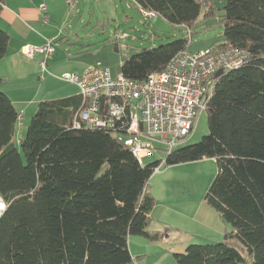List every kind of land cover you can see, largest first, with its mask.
<instances>
[{
  "label": "trees",
  "instance_id": "trees-1",
  "mask_svg": "<svg viewBox=\"0 0 264 264\" xmlns=\"http://www.w3.org/2000/svg\"><path fill=\"white\" fill-rule=\"evenodd\" d=\"M221 1L217 8L215 0H132L138 10L187 29L190 39L194 25L217 18L225 42L209 49L249 53L239 68L214 78L205 103L208 133L162 162L139 163L116 136L122 122L114 130L74 127L84 106L79 93L39 101L15 142L19 113L0 89V195L7 205L0 216V264H135L129 236L166 234L146 230L155 204L148 180L161 163L202 159L216 164L203 199L231 229L221 241L187 245L174 254L177 264H264V0ZM190 39L186 33L143 48L122 61L119 74L144 80ZM8 42L0 29V59Z\"/></svg>",
  "mask_w": 264,
  "mask_h": 264
},
{
  "label": "rangeland",
  "instance_id": "rangeland-1",
  "mask_svg": "<svg viewBox=\"0 0 264 264\" xmlns=\"http://www.w3.org/2000/svg\"><path fill=\"white\" fill-rule=\"evenodd\" d=\"M55 3L57 6H54L53 9L56 10L57 15L61 13L63 6L67 12L71 13L68 22L65 24V29L66 27L69 29L64 31L65 38L70 39L74 36L77 38L73 42L74 46L71 43L60 45V40L57 42L58 46L53 45L55 52L49 56L48 64L52 65L53 62L50 61L55 57L62 63L55 69L52 68L54 70L47 66L48 72L45 75L43 73V75L44 77L48 76L47 80L50 82L37 96L38 100L34 109L31 108V112L25 115L28 118L24 117L23 126H19L16 130L15 142L24 137L28 121L43 97L55 99L75 93L74 84L59 79L62 73L66 71L79 73L87 66L99 61L109 68L112 76H116L119 74L122 61L130 55L139 53L143 48L156 47L174 39L186 37L187 29L174 26L161 16L145 19L131 0H79L76 10H70L66 3L59 6L57 0ZM214 3L217 8L224 4L220 0H215ZM220 15L221 11L216 10V17ZM123 32L127 34L124 39L116 40L112 37L115 33ZM68 33L70 34L68 35ZM223 39L221 26L217 18H213L192 27V38L187 49L193 52H204L211 45ZM117 41L125 44L126 49L115 51ZM209 85L212 87L214 80H211ZM45 91L47 93L43 96ZM17 95H20L19 98H25L23 92H17ZM206 121V112L202 111L195 120L194 129L190 135L177 142L172 150L197 143L202 136L208 133ZM154 146L157 149L152 150L149 156L143 158L142 164L146 165L154 161L162 162L164 160L167 154L164 145L154 143ZM106 168L107 163H104L98 173H102ZM215 173L214 159H202L172 166H164L161 163L158 170L152 174L147 182L146 191L155 195L152 197L160 204H168L170 209L164 210V216L172 220L175 234H179L183 239L188 240L195 235L192 230L198 228L191 226L193 223L199 224L198 220L206 221L211 217L199 209L201 204H205L203 197ZM154 218L156 219L155 216ZM207 221H209L211 230L212 227L219 229V231H224V227L228 231L231 228L220 220H218V225L211 220ZM165 231L167 234V230L163 232ZM209 231V229L197 230L201 238H205ZM246 259L249 263L251 262L250 256H247Z\"/></svg>",
  "mask_w": 264,
  "mask_h": 264
},
{
  "label": "built area",
  "instance_id": "built-area-1",
  "mask_svg": "<svg viewBox=\"0 0 264 264\" xmlns=\"http://www.w3.org/2000/svg\"><path fill=\"white\" fill-rule=\"evenodd\" d=\"M71 10L77 8L79 0H65ZM45 10L44 5L40 6ZM145 19L157 14L139 8ZM190 39V32L186 30ZM116 40L127 37L126 33H115ZM57 41L47 40L41 46L25 45L22 53L32 59L41 54L40 67L46 69V58L54 51ZM118 49L125 46L118 42ZM249 57L246 50L227 47L193 52L184 49L175 54L165 68L149 74L146 79L135 81L118 74L112 76L108 67L99 61L81 72L64 73L60 79L74 84L82 96L84 106L73 121L74 127H101L114 130L122 122L123 133L117 138L129 148L139 163L157 149L154 143L164 145L167 154L179 141L184 140L194 129L198 115L205 111V103L211 96L215 73L239 68ZM21 125V115L18 126ZM166 154V155H167ZM156 169L155 171H157ZM0 195V216L6 209Z\"/></svg>",
  "mask_w": 264,
  "mask_h": 264
},
{
  "label": "crops",
  "instance_id": "crops-1",
  "mask_svg": "<svg viewBox=\"0 0 264 264\" xmlns=\"http://www.w3.org/2000/svg\"><path fill=\"white\" fill-rule=\"evenodd\" d=\"M57 1L59 6H63L66 3L65 0ZM41 5H44V11L40 9ZM54 6H57L55 0H3L0 12V29L8 34L9 42L4 57L0 59V89L11 99L14 108L19 115H21L20 126L24 124V117L28 118V116L25 115L31 112V108L34 109L40 91L50 82L47 80L48 76L44 77L48 71L43 75V71L39 64L42 55L35 54L32 59H29L23 55L22 47L25 45L41 46L47 40H53V42H58L60 40V45L71 43V45L74 46L73 42L77 38L76 36L70 39L65 38L64 31L69 30L67 27L65 29V24L68 22L71 13L67 12L63 6V10L57 15L56 10L53 9ZM69 34L70 33H68V35ZM224 42L225 40L223 39L215 44ZM121 44L125 46V44ZM115 47L118 48L116 45ZM117 51H119V49H117ZM54 52L55 49L53 53ZM49 56L46 58V69L47 66H50L51 69H55V67L62 63V61L60 62L57 57H55L50 61L53 62L52 65H49ZM41 72L42 74H40ZM64 73L70 72L66 71ZM17 92L25 93V98H19L20 95H17ZM46 93L47 91L43 93V96H45ZM77 93L78 90L76 87L75 93L72 94ZM45 99L46 98L43 97L41 100ZM18 127L19 126H17V129ZM148 193L150 195L152 194L151 192ZM151 196L155 197L153 194ZM165 209H170L168 208V204H160L155 199V204L150 213V221L146 228L150 235H160L164 230H167L165 236L161 235V237L156 240H151L145 236H129L128 247L135 264H177L174 254L183 252L187 245L221 241L224 233L228 231L225 227L224 231H219V229L214 227H212L211 230V226L207 220L215 222L216 225H218V220H222L217 216L215 210L205 203L201 204L199 210L211 217L206 221L198 220L199 224L193 223L191 226L198 228L192 230L195 235L188 240L183 239L179 234H175L172 220L164 216ZM196 221L195 219V222ZM222 223L224 222L222 221ZM200 229L202 231H204V229L210 230L207 232L208 235H206L205 238H201L199 232H197V230Z\"/></svg>",
  "mask_w": 264,
  "mask_h": 264
},
{
  "label": "water",
  "instance_id": "water-1",
  "mask_svg": "<svg viewBox=\"0 0 264 264\" xmlns=\"http://www.w3.org/2000/svg\"><path fill=\"white\" fill-rule=\"evenodd\" d=\"M114 50L117 51V48L115 47ZM221 74H222V70H218V71L215 73V78L219 77Z\"/></svg>",
  "mask_w": 264,
  "mask_h": 264
}]
</instances>
